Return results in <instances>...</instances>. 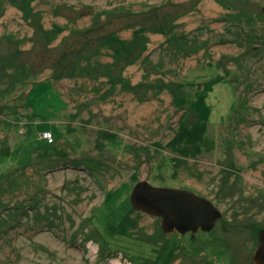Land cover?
I'll return each instance as SVG.
<instances>
[{
	"label": "rangeland",
	"instance_id": "rangeland-1",
	"mask_svg": "<svg viewBox=\"0 0 264 264\" xmlns=\"http://www.w3.org/2000/svg\"><path fill=\"white\" fill-rule=\"evenodd\" d=\"M143 179L222 216L164 233ZM263 224L264 0H0V264H250Z\"/></svg>",
	"mask_w": 264,
	"mask_h": 264
},
{
	"label": "water",
	"instance_id": "water-1",
	"mask_svg": "<svg viewBox=\"0 0 264 264\" xmlns=\"http://www.w3.org/2000/svg\"><path fill=\"white\" fill-rule=\"evenodd\" d=\"M129 198L135 211L159 217L164 233L194 234L199 229L206 232L222 216L206 197L184 188L156 186L145 179L134 184ZM258 240L253 261L264 264V227L259 230Z\"/></svg>",
	"mask_w": 264,
	"mask_h": 264
},
{
	"label": "built area",
	"instance_id": "built-area-1",
	"mask_svg": "<svg viewBox=\"0 0 264 264\" xmlns=\"http://www.w3.org/2000/svg\"><path fill=\"white\" fill-rule=\"evenodd\" d=\"M44 138H50V133H43ZM89 249H91L92 256L96 257L99 253V247L97 245L89 244ZM100 264H131L125 256L121 253H114L105 258V260L100 261Z\"/></svg>",
	"mask_w": 264,
	"mask_h": 264
},
{
	"label": "trees",
	"instance_id": "trees-1",
	"mask_svg": "<svg viewBox=\"0 0 264 264\" xmlns=\"http://www.w3.org/2000/svg\"><path fill=\"white\" fill-rule=\"evenodd\" d=\"M144 51H145V50H144ZM144 51H143V52H144ZM50 75H52V74H50ZM109 136H111V135H109ZM179 137H180V136H178V137H176V138L173 137V139L171 140V144H173L175 141H177ZM186 137H187V140H189L188 138H192V137H194V133H187ZM189 141H192V140H189ZM48 142L50 143L51 141H48ZM193 151H194V152L198 151V147L194 148ZM90 174H92V173L90 172ZM123 185H127V183H123V184H121L119 187H117V188H115V189H113V190H108L106 193H108V195L110 196V198H112V199L114 200V198L117 196V193L121 190V188L123 187ZM106 198H107V197H104V199H106ZM130 204H131V203H130ZM132 210H134V209H133V207L131 206L130 211H129V215H130V213H131ZM102 252H103V251H102ZM172 253H173V251L170 252V256H171Z\"/></svg>",
	"mask_w": 264,
	"mask_h": 264
},
{
	"label": "flooded vegetation",
	"instance_id": "flooded-vegetation-1",
	"mask_svg": "<svg viewBox=\"0 0 264 264\" xmlns=\"http://www.w3.org/2000/svg\"><path fill=\"white\" fill-rule=\"evenodd\" d=\"M3 1H5V0H3ZM169 187H171V186H169ZM173 187H175V186H173ZM179 188H184V187H179ZM185 189V188H184ZM187 189V188H186ZM188 190H190V189H188ZM192 191V190H191ZM196 193V192H195ZM196 194H198V195H201L202 193H196ZM201 196H203V197H206L204 194H202ZM207 199H209L210 201H212V203L216 206V204H215V202L212 200V199H210L209 197H206ZM221 211V210H220ZM222 213V212H221ZM221 218V217H220ZM219 218V219H220ZM218 219V220H219ZM217 220V221H218ZM216 221V222H217ZM216 224V223H215ZM215 226V225H214ZM264 227V224L262 225V226H257V228H256V236H257V240L254 238L253 240L252 239H250L251 241H250V251H251V249H252V262L250 261V264H256L254 261H253V254H254V251H255V249H256V247H257V245H258V243H259V240H258V236H259V230L260 229H262ZM213 229V228H212ZM200 230V229H199ZM198 230V231H199ZM210 231V230H209ZM207 232V231H206ZM177 233V232H176ZM188 233H190L191 235H194L193 233H191V232H188ZM179 234V233H178ZM185 234H187V233H185ZM180 235V234H179ZM249 238H250V236H249ZM249 258V257H248Z\"/></svg>",
	"mask_w": 264,
	"mask_h": 264
},
{
	"label": "bare ground",
	"instance_id": "bare-ground-1",
	"mask_svg": "<svg viewBox=\"0 0 264 264\" xmlns=\"http://www.w3.org/2000/svg\"><path fill=\"white\" fill-rule=\"evenodd\" d=\"M208 7V8H207ZM213 7H216V5L215 4H213V3H207V6L204 8V11L206 10H208L209 8H213ZM123 48V47H122ZM124 49V48H123Z\"/></svg>",
	"mask_w": 264,
	"mask_h": 264
},
{
	"label": "crops",
	"instance_id": "crops-1",
	"mask_svg": "<svg viewBox=\"0 0 264 264\" xmlns=\"http://www.w3.org/2000/svg\"><path fill=\"white\" fill-rule=\"evenodd\" d=\"M145 51H146V50H145ZM145 51H144V52H145Z\"/></svg>",
	"mask_w": 264,
	"mask_h": 264
}]
</instances>
